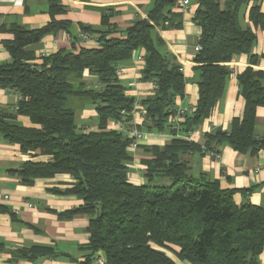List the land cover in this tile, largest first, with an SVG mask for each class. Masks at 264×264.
<instances>
[{"label":"trees","instance_id":"1","mask_svg":"<svg viewBox=\"0 0 264 264\" xmlns=\"http://www.w3.org/2000/svg\"><path fill=\"white\" fill-rule=\"evenodd\" d=\"M196 1L194 19L202 29L197 42L201 48L194 57L199 98L192 113H186L177 125L168 118L178 108L176 99L185 96L186 79L180 65L162 50L164 40L157 29L181 26L180 13L172 11L179 0H154L147 18L137 19L120 36H109L113 25L104 14L102 24L109 26L105 33L84 27L85 31L101 32L99 47H87L75 35L71 49L42 55L40 64L31 62L35 55L27 46L60 29L70 31L69 21L53 18L42 27L29 28L17 22L0 27L13 35L3 42L11 61L0 63V87L19 95L14 113L0 109V132L23 152L51 156L47 161H25L10 173L29 185L61 173L74 178L72 186L51 191L76 195L83 201L58 213L61 219L78 213L89 217V241L82 247L87 253L76 264H96L102 252L104 264H176L167 251L191 264L260 263L264 206L237 204L236 189L195 177L185 155L219 151L223 143L250 155L264 147V137L258 138L255 132L257 107L264 106V69L255 66L264 62V52H253L257 35L239 22L240 9L253 1L249 19L264 29V9L257 4L259 0ZM57 4L52 1L51 14L64 10ZM139 48L144 50L145 60L142 80L158 85L153 95L141 100L147 113L139 130H168L174 135L165 146L144 145L152 157L143 160L147 178L143 185L128 180L132 139L107 127L109 120H132L123 111L133 108L134 99L115 71ZM240 54L249 56V65L237 76L245 101L242 115L232 120L230 130L216 128L206 133L203 144L188 139L223 97L231 75L226 63ZM86 70L96 75L100 88L88 86ZM75 101L95 106L98 129L79 127L72 107ZM17 115L27 116L36 126L10 121ZM20 252V257L31 261L57 254L45 246Z\"/></svg>","mask_w":264,"mask_h":264},{"label":"crops","instance_id":"2","mask_svg":"<svg viewBox=\"0 0 264 264\" xmlns=\"http://www.w3.org/2000/svg\"><path fill=\"white\" fill-rule=\"evenodd\" d=\"M53 0H0V27L17 22L29 28L42 27L53 18L69 21V30L60 29L55 33L47 34L41 41L27 46V50L35 55L31 62L42 63V55H50L60 49H71L74 36L79 37L80 32H87L100 37L101 32H106L108 25L102 24V16L109 15L113 30L109 36H120L124 30L134 24L139 18H147L148 12L153 7L154 0H54L63 7V11L51 14L50 6ZM189 7L183 9L182 0L172 8L175 13H180L181 26L160 27L157 29L159 37L164 40L162 50L171 56L180 67L186 79L185 96L176 99V105L186 113H192L199 98L197 72L194 57L195 46L200 38L202 29L194 19L198 7L196 0H189ZM254 4L251 1L239 11V22L242 27H251L257 35L253 52H264V29L253 24L249 19V11ZM264 9V0L258 3ZM84 27L91 30L85 31ZM13 35L0 30V63L11 61V55L4 46V41L12 39ZM80 41V39H79ZM79 43L93 47L80 41ZM92 44V43H91ZM144 54L142 48L137 49L130 59L119 64L124 69V75L119 78L126 87V93L134 99H143L154 94L153 81L142 80V69L145 60L138 57ZM231 70L223 97L217 102L210 116L193 131L188 139L203 144L204 135L216 128L224 131L230 130L231 122L243 113L245 101L239 93L238 74L242 73L249 65V56L240 54L227 62ZM255 68L264 69L262 61ZM88 86L100 88L102 85L96 75L88 70L84 72ZM134 85L129 87V83ZM138 92L143 94L138 95ZM19 97L10 89L0 87V109L4 112H15ZM72 107L76 113V121L84 130L98 129L99 119L95 106L88 101H75ZM16 124L27 127L36 126L25 115H17L13 120ZM142 123L131 121L123 122L127 129H139ZM109 129L116 130L115 120L107 123ZM142 131V130H140ZM135 149H129L131 160L128 165V180L135 185L147 183L145 177L144 159L152 157L151 153L144 150L147 146H165L174 138L170 131L147 132ZM256 135L264 137V106H258L256 111ZM124 135L132 137L131 132ZM220 158H213L207 152H190L185 155L191 173L195 177H204L208 180H217L224 189H236L234 200L237 204L250 202L254 205L264 206V147L255 155L240 153L229 144L218 146ZM51 156L23 152L18 144L9 143L0 132V264H76L84 259L87 251L82 248L89 241L87 227L89 217L78 213L68 219H61L58 213L79 206L83 201L76 195L59 194L51 191L53 188L65 189L72 186L74 178L70 174L61 173L50 178H38L33 184H24L11 170L18 169L23 162L28 160L47 161ZM163 181V180H162ZM243 189H251L248 193ZM5 196V198H4ZM31 205V206H30ZM33 246L54 248V256H41L31 261L20 257L21 250ZM176 264H191L182 261L174 254L171 256ZM264 264V251L260 255V263Z\"/></svg>","mask_w":264,"mask_h":264},{"label":"built area","instance_id":"3","mask_svg":"<svg viewBox=\"0 0 264 264\" xmlns=\"http://www.w3.org/2000/svg\"><path fill=\"white\" fill-rule=\"evenodd\" d=\"M189 2H190L189 0H182L180 5L183 9L184 8L187 9L189 7ZM79 39H80V41H82L85 44L93 45V47H99L101 45L96 36H94L90 33L84 32V31L79 33ZM200 48H201V46L199 44H197L195 46L196 51H199ZM138 60L144 61V56L143 55L139 56ZM180 70L183 71V67H180ZM115 75H116V77L121 78L124 75V69H122L118 65L116 68V71H115ZM154 83L155 84L153 86V91L155 93L156 89L158 88V85L156 82H154ZM133 85H134L133 82L129 83V87H132ZM141 94H143V92H138V95H141ZM18 97H19V95H18ZM141 100L142 99H134L133 108L130 111H123L124 114L131 116V118L134 122L140 121L142 123L146 117V113H147L146 108L142 105ZM185 114H186V111L184 109H181L178 107L175 112H173L169 115L168 121H169V123L177 125L182 121ZM115 127H116V130H118L122 133H125V132H131L132 133V137H131L132 142L129 146V149L137 148L139 143L141 142V140L144 138V133L142 131H140L136 127L134 129H127L126 127L123 126V121L115 120ZM207 153L210 154L213 158H220L221 157V153L218 151L209 150V151H207ZM145 168L146 167H144V170H145ZM4 198H5V196H4ZM104 259L105 258L102 256V254H100V256L96 259L95 262H96V264H104Z\"/></svg>","mask_w":264,"mask_h":264},{"label":"rangeland","instance_id":"4","mask_svg":"<svg viewBox=\"0 0 264 264\" xmlns=\"http://www.w3.org/2000/svg\"><path fill=\"white\" fill-rule=\"evenodd\" d=\"M72 105H74V103H72ZM167 253H169L171 256L174 257V254H173V253H171V252H169V251H167Z\"/></svg>","mask_w":264,"mask_h":264},{"label":"water","instance_id":"5","mask_svg":"<svg viewBox=\"0 0 264 264\" xmlns=\"http://www.w3.org/2000/svg\"><path fill=\"white\" fill-rule=\"evenodd\" d=\"M102 256H103L104 258H106V255H105V253H104V252H102Z\"/></svg>","mask_w":264,"mask_h":264}]
</instances>
